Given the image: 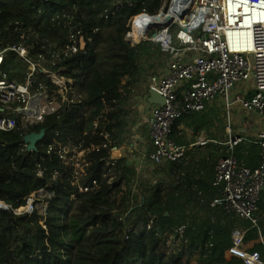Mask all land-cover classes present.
Listing matches in <instances>:
<instances>
[{"label":"trees","instance_id":"1","mask_svg":"<svg viewBox=\"0 0 264 264\" xmlns=\"http://www.w3.org/2000/svg\"><path fill=\"white\" fill-rule=\"evenodd\" d=\"M164 4L165 0H0L1 48L20 43L17 23L39 36L37 47L44 41L59 46L70 43L77 32L88 40L84 50L65 59L66 70L62 72L74 81L71 95L76 102L70 110L64 107L29 129L46 130L37 150L29 151L24 146L27 130L0 133V202L13 209L24 206L33 193L52 188L51 175H62L61 185L50 189L54 195L44 214L36 210L17 215L0 208V264H181L185 256L190 260L197 257L202 264H230L224 255L233 246L235 226L241 224L232 228L236 219L227 216L221 206H211L218 197L210 183L214 167L207 181L197 173L189 175L186 189L199 190L211 198L208 201L189 197L214 216L221 212L231 224L223 225L211 218L196 229L177 211V204L185 198L189 202L187 190L175 183L176 176H181L180 168L191 162L188 153L185 159L165 168L175 175V185L162 183L147 192V184L139 185L141 178L136 179L137 169L127 157L107 164L110 149L103 147L108 142L97 134L106 133L113 148L123 146L132 109L130 95L121 92L124 81L134 87L162 73L170 64L171 58L155 44L127 42L117 49L116 44L112 46L117 30L124 32L129 20L141 14L157 16ZM177 29L174 25L169 31L174 33ZM22 67L15 54L8 55L5 71L10 78H17ZM42 80L50 88H57L46 77ZM178 96L183 98L182 90ZM105 103L117 108L108 116L110 124L101 117L95 128ZM188 121L197 122L195 136L204 131L197 113L184 114L173 124L171 137L178 144L181 127ZM69 141L81 147L95 143L99 147L86 153L89 165L75 179L65 168L59 150V143L65 145ZM244 151L243 146L237 149L238 159ZM40 167L46 170L44 176L38 175ZM197 170L200 168L191 171ZM85 187L88 190L83 191ZM139 191L147 195L137 200ZM259 206L264 214V193ZM134 208L139 210L136 218ZM151 217L152 225L142 227ZM242 225L249 230L247 240L258 237L257 227L250 222ZM262 225L259 224L260 229ZM169 243L182 251L167 254L164 246L169 248Z\"/></svg>","mask_w":264,"mask_h":264},{"label":"built area","instance_id":"2","mask_svg":"<svg viewBox=\"0 0 264 264\" xmlns=\"http://www.w3.org/2000/svg\"><path fill=\"white\" fill-rule=\"evenodd\" d=\"M175 3L176 0H165L160 14L174 9ZM16 25L20 43L6 49L0 46V133L21 128L27 130L25 136L32 132L29 130L31 127L43 123L47 116L64 107L70 110L76 102V97L71 95L74 81L62 72L66 70L65 59L84 50L88 40L83 33L77 32L70 43L59 46L44 41L37 47L39 36L19 23ZM175 26L178 29L174 33L169 29H156L151 33L152 39L162 42L155 45L171 58L167 69L135 87L124 81L125 86L121 89L122 93L133 91L136 100L146 94L151 95L153 90L165 99L164 103H153L151 108V119L147 121L150 147L135 150V157H130L128 163L136 167V179H139L143 176L144 162L168 167L183 160L188 148L172 139L173 124L184 114L202 113L209 101L220 99L228 111L239 108L250 112L256 120L259 165L249 167L239 162L235 148L243 139L230 134V155L222 157L213 168L212 185L218 197L211 201V206H221L227 216L258 227L257 213L264 193V0H193L185 20H177ZM73 30H76L75 25ZM11 53L23 64L17 78H10L5 71L7 57ZM43 77L57 88H50L43 82ZM248 86L253 88L250 95ZM180 90L183 98L178 96ZM116 108L105 103L103 112L95 120V128L99 127L101 117L110 124L108 116ZM97 134L103 135L108 142L103 147L110 149L108 165L124 157L116 158L115 153L123 146L126 148L128 142L113 148L106 133ZM210 143L211 140L202 134L196 138L192 148L205 147ZM24 146L28 148L25 142ZM59 148L65 168L75 179L89 165L86 153L99 147L96 143L81 147L69 141L65 145L59 143ZM37 171L39 176L46 174L43 167ZM50 177L52 188L33 193L26 205L13 209L0 202V208L17 215L36 210L44 214L48 201L54 195L50 189L56 190L62 182L60 174ZM152 220L149 218L142 227H150ZM248 231L245 226L235 227L233 246L224 255L230 264H264V237L260 233L255 240H247ZM259 245L261 249L257 250Z\"/></svg>","mask_w":264,"mask_h":264},{"label":"crops","instance_id":"3","mask_svg":"<svg viewBox=\"0 0 264 264\" xmlns=\"http://www.w3.org/2000/svg\"><path fill=\"white\" fill-rule=\"evenodd\" d=\"M139 84V83H138ZM135 87V86H134ZM251 89V90H250ZM248 95L253 93L252 86H248ZM128 95H130V102L132 105L131 109V115L129 117V127H128V134L126 138V142H130L128 137H130L133 133H135V126L132 127L131 121L134 115H137L138 113H144L147 112L150 116H144L147 118H143L141 115V125L142 120H148L151 119V108L153 107V102H151L150 97L151 95L146 94L139 99L136 100L135 93L133 91H127ZM155 104V103H154ZM139 107V109L137 108ZM216 108H224L222 107V104L219 99H216L215 101H209L208 105L206 106V109L202 113H197V119L199 118V121L203 123L204 131L200 133V135H206L210 140L211 143L205 147H194L192 148V144L195 142L196 138L198 137L199 133L195 136V128L197 126V122H189L181 127L179 137L181 138L180 144L182 143L184 146L188 148L187 153L189 156V160L191 162H187V164L184 165V167L180 168L182 170L181 176H176L177 181L175 182V175L172 174L173 181L179 185L182 186V188L186 189L187 184V177L191 174H198L199 176H203V180L207 181L208 176L210 175V171L212 168L217 164V162L222 158L225 157L229 153V136L230 134L237 135L243 139V141L238 144V146L235 148V151L240 150V147L243 146L245 148V151L240 154V162L246 166L249 167H256L259 165L260 156H259V148L257 144V126H256V120H252V118L246 117V111L238 110L236 111V114H233V118L231 119L230 116H228L225 121L222 120V122L218 119H220L219 116L216 117L215 115V109ZM242 111V112H241ZM244 113L243 115H241ZM252 114V113H250ZM254 116V114H252ZM255 119V116H254ZM251 122L254 123L255 128H251ZM137 121L135 122V125H137ZM231 126V127H230ZM236 126H239V130H237ZM147 127V125H146ZM148 128V127H147ZM232 128V131H231ZM199 135V136H200ZM125 142V143H126ZM136 147H139V149L144 150L150 147V138L149 133L147 131L145 138L142 139V145L135 146L134 142L132 144H128L125 148L124 146L119 148V151L115 153L116 158L121 157L124 155V157H127L129 160H131L132 157H135L134 155H131L129 153V148L134 149ZM255 147L257 150L255 151ZM136 148V150H139ZM132 153V150H131ZM186 153V154H187ZM131 155V158L129 156ZM190 155H194L190 157ZM187 157V156H186ZM185 157V158H186ZM184 158V159H185ZM198 167L200 170L197 171H191L192 168ZM173 182V183H174ZM210 183L212 181L210 180ZM175 185V184H174ZM188 195L187 197H196V198H202L205 200L210 201L211 198H209L207 195H202V192L199 190L193 192V189H186ZM260 207V206H259ZM262 216L261 209L257 213V220H258V237L261 233L264 237V227L262 225L261 229L259 228V224L261 223L260 219ZM237 226V225H236ZM235 226V227H236ZM243 226V225H240ZM257 237V238H258ZM264 262V260H263Z\"/></svg>","mask_w":264,"mask_h":264},{"label":"rangeland","instance_id":"4","mask_svg":"<svg viewBox=\"0 0 264 264\" xmlns=\"http://www.w3.org/2000/svg\"><path fill=\"white\" fill-rule=\"evenodd\" d=\"M120 29L117 30L116 32V35L118 33V35H120L119 33ZM115 35V36H116ZM148 37H152L151 34H149ZM220 100V99H219ZM215 101V100H214ZM221 104H222V107L224 108V110L222 108H216L215 109V115L216 117L219 116L221 122L222 120L225 121L226 123V118L228 116L231 117V119L233 118V114H236V111L238 110L237 108H234L233 110L231 111H228L225 107V105L223 104L222 100H220ZM139 109V107H137ZM242 112V111H241ZM142 114V117L143 118H147V117H144V116H150L149 114H147V112H142L140 113ZM139 113L137 115H134V117L132 118V121H131V124H132V127L135 126V133H133L130 137H128V139L130 140V142H128V144H132L134 142L135 146H139V145H142V139L145 138V135L148 131V128L146 127L147 125V121L149 120H142V125H141V122L140 120L142 119L141 118V115ZM244 113H242L241 115H243ZM246 117L248 118H252V120L254 121V116L252 114L249 113H246ZM138 122L137 125H135V122ZM231 127V126H230ZM237 130H239V126H236ZM251 128H255L254 126V123L251 122ZM231 131H232V128H231ZM139 149V147H136ZM136 148L134 149H128L129 150V153L131 155H136ZM131 150H132V153H131ZM129 154V156L131 157V155ZM167 166H157L155 165L153 162L151 161H147L146 163L144 162L143 163V167H142V174L143 176H145V179L143 176H141L138 180L139 181V185L141 183H143V185L145 186V184H147V192H149V188H154L156 186H159L161 185L162 183H165L167 184L168 186H173V178H172V173L170 171H167L165 170ZM127 190H130L129 187H126ZM141 191H142V186H141ZM139 196H137V200H140L144 195H147L146 193H143V192H140L139 191ZM189 199V197H188ZM40 200V199H39ZM39 207L42 208V204L41 203H38ZM135 206V205H134ZM177 211L179 212L180 215H184L187 217V223L190 224V227L191 226H194L196 229H200L202 227V225L204 223H207L209 219L211 218H214L215 221L218 223V222H221L223 225H226V223H229L231 224L227 218H224L222 215H221V212L220 214L217 215H213L212 212H210V210H208L206 207L204 206H201L200 204L196 203L194 201V199H189V202L187 201V199L185 198L183 201H181L180 205L177 204ZM139 210L134 208V216L135 218L137 217V214H138ZM261 223L263 224V227H264V214H262L261 218H259ZM238 219L236 218V221L233 220L232 223H233V226L232 228H234V225L237 223H240V224H243L239 221H237ZM245 221V220H243ZM248 223V222H246ZM264 231V229H263ZM178 243L175 244V246H177ZM169 248H167V244L166 246H164L165 248V251L167 254L171 253V252H181L182 250H176L178 247H173V243H169L168 245ZM184 246H182V249H183ZM190 258V257H189ZM188 256H185L184 259L182 260L181 264H188L189 262V259ZM192 260V261H191ZM190 260L191 264H202L200 263L198 260L197 257H192Z\"/></svg>","mask_w":264,"mask_h":264},{"label":"water","instance_id":"5","mask_svg":"<svg viewBox=\"0 0 264 264\" xmlns=\"http://www.w3.org/2000/svg\"><path fill=\"white\" fill-rule=\"evenodd\" d=\"M193 0H176L174 10L177 11V14L173 10H169L164 14H159L157 16H149L153 18V27L152 30L148 32L151 34L154 30H164V29H170L172 26L176 24L177 15L179 17V20L184 21L187 15L190 12V6ZM151 102L153 103H164V98L155 90L151 91ZM46 136V130L42 129L41 131H32L29 134L24 136V142L26 145H28V150H37L38 143L44 139Z\"/></svg>","mask_w":264,"mask_h":264},{"label":"bare ground","instance_id":"6","mask_svg":"<svg viewBox=\"0 0 264 264\" xmlns=\"http://www.w3.org/2000/svg\"><path fill=\"white\" fill-rule=\"evenodd\" d=\"M173 10L174 9H172V11ZM174 11L177 14V11ZM177 19L179 20L178 15ZM152 28H154L153 18L146 16L145 14L138 15L129 20L128 24L126 25V30L124 32L122 31L120 35L115 37L116 42H114L112 46H115L116 44L117 49L127 42H132L134 45L142 43L162 44L161 41L156 42L155 38L152 39L148 37V32L152 30Z\"/></svg>","mask_w":264,"mask_h":264}]
</instances>
